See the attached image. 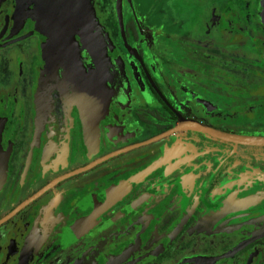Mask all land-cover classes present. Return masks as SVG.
Listing matches in <instances>:
<instances>
[{
  "label": "flooded vegetation",
  "instance_id": "af4514ba",
  "mask_svg": "<svg viewBox=\"0 0 264 264\" xmlns=\"http://www.w3.org/2000/svg\"><path fill=\"white\" fill-rule=\"evenodd\" d=\"M93 5L105 95L0 0V264H264V0Z\"/></svg>",
  "mask_w": 264,
  "mask_h": 264
},
{
  "label": "water",
  "instance_id": "95a60500",
  "mask_svg": "<svg viewBox=\"0 0 264 264\" xmlns=\"http://www.w3.org/2000/svg\"><path fill=\"white\" fill-rule=\"evenodd\" d=\"M40 1L37 20V32L41 36L43 49L40 68L44 70L47 66L52 71V77L58 76L65 84H70L74 93L91 78V82L96 81L97 94L105 95L101 89L107 79V64L113 44L102 29L93 0ZM77 39L81 42V48L75 45ZM88 56L95 63L91 67V75L86 71ZM60 70L61 75L57 72ZM213 134L239 143L264 145V135Z\"/></svg>",
  "mask_w": 264,
  "mask_h": 264
}]
</instances>
